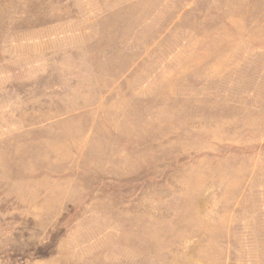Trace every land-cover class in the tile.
<instances>
[{
	"label": "rangeland",
	"instance_id": "rangeland-1",
	"mask_svg": "<svg viewBox=\"0 0 264 264\" xmlns=\"http://www.w3.org/2000/svg\"><path fill=\"white\" fill-rule=\"evenodd\" d=\"M0 264H264V0H0Z\"/></svg>",
	"mask_w": 264,
	"mask_h": 264
}]
</instances>
